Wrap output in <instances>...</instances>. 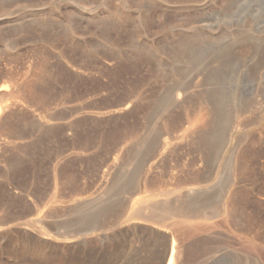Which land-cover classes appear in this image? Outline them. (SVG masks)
Segmentation results:
<instances>
[{
	"label": "rangeland",
	"instance_id": "obj_1",
	"mask_svg": "<svg viewBox=\"0 0 264 264\" xmlns=\"http://www.w3.org/2000/svg\"><path fill=\"white\" fill-rule=\"evenodd\" d=\"M0 122V264H264V0H0Z\"/></svg>",
	"mask_w": 264,
	"mask_h": 264
},
{
	"label": "bare ground",
	"instance_id": "obj_2",
	"mask_svg": "<svg viewBox=\"0 0 264 264\" xmlns=\"http://www.w3.org/2000/svg\"><path fill=\"white\" fill-rule=\"evenodd\" d=\"M30 86V85H29ZM181 96V95H180ZM181 98V97H180ZM5 108H7L6 106H5ZM4 108V109H5ZM4 109H3V111H4ZM2 111V112H3ZM3 114H5V113H3ZM2 116H4V115H2ZM4 118V117H3ZM2 118V119H3ZM1 123V122H0ZM174 204V203H173ZM182 205V204H181ZM181 205L180 206H178L179 208L181 207ZM154 206V205H153ZM171 206V205H170ZM175 206V205H174ZM174 206H172V208L174 207ZM154 208V207H153ZM168 208V207H167ZM182 208V207H181ZM142 209H145V206H143V207H141V210ZM140 211V210H139ZM164 211V210H163ZM162 211V212H163ZM172 211V210H171ZM223 211V213H225V208L223 209V210H221V212ZM166 213V212H165ZM194 213V212H193ZM151 213H149L148 212V215H150ZM153 214V213H152ZM151 214V216H153ZM155 215L157 216V217H161L158 213H155ZM229 216V215H228ZM146 217V216H145ZM146 218H148V217H146ZM152 218V217H151ZM155 217H153L152 219H154ZM162 218V217H161ZM164 218H162V220H163ZM155 220V219H154ZM157 220H158V218H157ZM47 224H49V223H47ZM168 225V224H167ZM151 228V227H150ZM156 232V231H155ZM149 233H150V231H149ZM157 233V232H156ZM62 234V233H61ZM164 234H167V233H164ZM163 234V236L161 237V238H159L160 239V242H161V245H162V247H163V250H164V252H166V254L164 255V256H162V257H165L166 256V263H164V264H179V262L181 261V260H179L180 258H179V253H178V249H177V246H176V240L174 239V237L173 236H171V235H164ZM154 235V234H153ZM73 236V235H72ZM161 236V235H160ZM153 237V236H152ZM156 238V237H155ZM157 238V239H158ZM156 239V240H157ZM158 241V240H157ZM180 249H181V247H179ZM179 249V250H180ZM162 250V249H161ZM160 252H162V251H160ZM181 252V251H180ZM181 256V255H180ZM164 260V259H163ZM178 260H179V262H178ZM182 262V261H181ZM180 262V263H181Z\"/></svg>",
	"mask_w": 264,
	"mask_h": 264
}]
</instances>
